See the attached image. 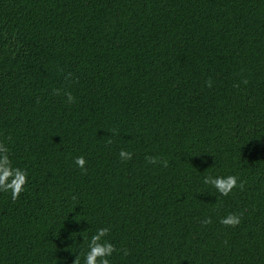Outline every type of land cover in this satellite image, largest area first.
<instances>
[{
    "label": "trees",
    "instance_id": "obj_1",
    "mask_svg": "<svg viewBox=\"0 0 264 264\" xmlns=\"http://www.w3.org/2000/svg\"><path fill=\"white\" fill-rule=\"evenodd\" d=\"M0 148V264H264V0H0Z\"/></svg>",
    "mask_w": 264,
    "mask_h": 264
},
{
    "label": "clouds",
    "instance_id": "obj_2",
    "mask_svg": "<svg viewBox=\"0 0 264 264\" xmlns=\"http://www.w3.org/2000/svg\"><path fill=\"white\" fill-rule=\"evenodd\" d=\"M208 86H211L209 82ZM67 101L69 103L74 102V97L71 93H65ZM120 158L122 160H130L132 158L131 152L121 150ZM148 162L156 164L157 160L154 157H149ZM85 159L83 156L75 159L77 167L84 169ZM164 166H167V161H164ZM204 182L211 184L223 195H227L234 187L237 186V178L235 176H215L206 177ZM27 183V174L12 166L11 160L8 155L7 149L0 148V191H11L13 198L18 197L23 190V186ZM225 225L234 226L240 222V218L236 215L229 214L221 221ZM108 232L107 228L98 229L97 232L91 236L88 242V251L84 256V264H109L108 257H110L114 251V247L111 243H108L103 238ZM78 264V261H77Z\"/></svg>",
    "mask_w": 264,
    "mask_h": 264
}]
</instances>
